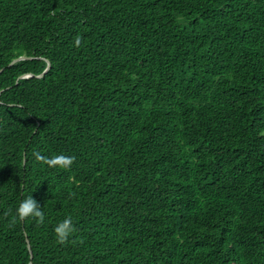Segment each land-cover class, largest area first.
I'll return each mask as SVG.
<instances>
[{
  "label": "trees",
  "instance_id": "16d2710c",
  "mask_svg": "<svg viewBox=\"0 0 264 264\" xmlns=\"http://www.w3.org/2000/svg\"><path fill=\"white\" fill-rule=\"evenodd\" d=\"M0 264H264V0H0Z\"/></svg>",
  "mask_w": 264,
  "mask_h": 264
},
{
  "label": "clouds",
  "instance_id": "9594fccd",
  "mask_svg": "<svg viewBox=\"0 0 264 264\" xmlns=\"http://www.w3.org/2000/svg\"><path fill=\"white\" fill-rule=\"evenodd\" d=\"M81 43V37L75 39V44L79 45ZM36 160L43 161L44 164L55 167L59 169H67L72 163V157L65 155H56L51 159L42 156L39 152L34 153ZM16 217L20 220L26 218L36 219L38 223L43 224L45 222V213L42 210L40 204L33 198V196H28L21 200L16 208ZM75 231V226L71 217H66L62 222L58 223L54 229L55 237L57 241L61 244L67 242Z\"/></svg>",
  "mask_w": 264,
  "mask_h": 264
},
{
  "label": "water",
  "instance_id": "95a60500",
  "mask_svg": "<svg viewBox=\"0 0 264 264\" xmlns=\"http://www.w3.org/2000/svg\"><path fill=\"white\" fill-rule=\"evenodd\" d=\"M16 61H17V60H16ZM29 249H31L30 246H29Z\"/></svg>",
  "mask_w": 264,
  "mask_h": 264
}]
</instances>
